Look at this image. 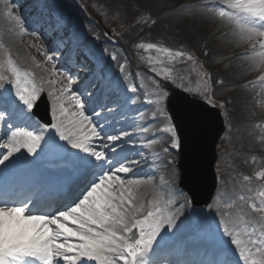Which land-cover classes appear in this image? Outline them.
Here are the masks:
<instances>
[{
    "label": "bare ground",
    "instance_id": "1",
    "mask_svg": "<svg viewBox=\"0 0 264 264\" xmlns=\"http://www.w3.org/2000/svg\"><path fill=\"white\" fill-rule=\"evenodd\" d=\"M63 1L58 3L64 5ZM122 1L129 4L135 13L146 16L148 21L152 22L149 33L155 42L173 45L171 47L173 49L180 47L194 61L198 59L209 72L217 91L225 90L227 86H236L233 90H225L223 96L224 102H229L227 111L229 116L227 120L224 119L227 126L225 132L234 138L232 144L234 148L243 151L242 155L238 156L239 164L235 168L240 173L244 172L250 160H255L264 167V159L261 157L264 154V80L260 79L264 76V66L257 69L255 60L249 58L259 50L260 38L257 36L255 42L242 41L232 22L215 15L217 10L233 12L232 9L226 8L224 0ZM15 5H11L8 0L0 3V77L4 78L0 82V108L6 112L0 120V146H3L4 150L0 159L8 154L10 146L19 147L20 150L0 164V170L31 167L36 170V162L43 159L46 164L39 170L51 174L67 170L68 167V171H71L72 162L79 160L88 162L93 166L94 173L91 171L90 174L88 167H86L88 169L81 167L78 170V176L84 178L88 176L87 184L73 200L60 208L62 211L73 204L85 188L101 175L111 173L117 179L125 181H145L146 183L131 188L136 197L133 204L141 208V213L136 219L147 221L144 225L145 230H151L159 224V235L153 242L151 250L145 255L144 264L147 260L151 262L152 249L156 252L169 246L183 249L175 253L170 264H176L175 262L186 264L187 259L181 257L180 252L192 250L201 253L207 251L213 256L218 251H223L227 254L226 261L232 264H245L225 232L227 229L233 235L239 233L237 239L247 241L246 248H259V242L264 238V224L260 216L247 206L251 202L247 199L246 188H241L230 181V184L227 181L221 183L219 181L210 211L201 215L200 219L190 214L188 200H181L183 194L177 186L176 161L169 150L171 144L162 130L164 123L157 99L159 92L144 77V71L133 57L126 38L121 37L112 44L114 46L106 45L107 50H113L116 54L114 65L125 66L124 71H118L114 76V83L119 88V91H113L112 95L117 100V103H114L108 96V88L98 89L94 86L87 88L83 85L85 78L79 74L82 70L73 68L77 65L94 68L92 61L82 54L94 48L103 51L105 48L100 46V43L105 41L101 35H96L93 28L81 23L82 29L76 30V36L85 37L87 44L73 45L66 30L58 31L53 25H42L48 18L45 13L34 15L32 23L22 25L24 13ZM6 11L10 12V16L4 15ZM87 15L100 20L91 12ZM87 15L82 17L86 19ZM12 17L15 20L11 19ZM260 23L256 22L258 27ZM21 30L27 34L21 35ZM48 50L56 51L54 54L61 52L56 64L52 60L49 62V57L54 59L57 56L49 55ZM9 61L20 73L17 88L12 86L14 78L8 70ZM53 72L56 73L55 76L52 75ZM27 73L31 75L27 76ZM165 85L169 88L172 86L170 83ZM130 88L133 91H129ZM18 89H24L26 97L33 90L36 91L32 108L40 96L45 98L49 105L48 127L39 123L27 106L16 98ZM94 96L95 99L92 101ZM130 96L137 99L113 115H109L111 109L105 108L101 103V100H105L107 105H123ZM72 97L79 99V104L83 105L82 109L73 102ZM86 103H89L88 105L91 103V106ZM254 103H260V107L255 108ZM84 105L89 107L88 110ZM1 109L0 112H3ZM81 112L89 123L80 119ZM120 116H123V119L119 120ZM94 117H99L97 122L93 121ZM4 124L14 126V131L9 133ZM102 126H105V129L100 131ZM90 127L96 129L102 138L89 139ZM57 128L65 136L64 140L57 135ZM123 131L125 133H122ZM16 133L27 135L16 136ZM126 134L129 135L127 142L138 144L124 152L121 151L123 148L121 143H124L122 141L117 144L120 147L109 148L116 143L115 138L121 140V136ZM29 135L41 138L32 156H28L25 150L31 143L27 138ZM77 139L86 144L88 150L104 153L106 160L97 162L86 153L68 146L69 140ZM224 140L222 138L218 146L224 144ZM116 157H119L114 161L116 163L110 164ZM120 168L126 169L127 174L119 172ZM224 177L227 178L226 175ZM14 179L20 181V176L14 175L12 180ZM76 181L77 178L73 180L72 185ZM259 184L264 188V177ZM113 185L110 189L111 194L119 196L120 186L115 185V181ZM123 187L130 186L125 184ZM229 205L232 207L229 208ZM149 212L153 213L150 219ZM58 214L50 212L44 216L53 217ZM211 223L219 226V230L218 234H215L217 242L209 244L207 238H201L200 234ZM252 239L257 241L256 245L250 243ZM71 255L72 259H75L73 252L66 253L65 258ZM250 255V252H245L246 257ZM54 264H72V261L65 259L54 261ZM78 264L95 262L80 259ZM114 264H123V260L117 257Z\"/></svg>",
    "mask_w": 264,
    "mask_h": 264
},
{
    "label": "snow or ice",
    "instance_id": "2",
    "mask_svg": "<svg viewBox=\"0 0 264 264\" xmlns=\"http://www.w3.org/2000/svg\"><path fill=\"white\" fill-rule=\"evenodd\" d=\"M0 3H3V0H0ZM224 3L226 8L232 9L233 12L217 10L215 15L232 22L242 41L255 42L257 36L260 38L259 50L249 57L255 60V67L259 69L264 66V0H224ZM4 15L10 16V12L6 11ZM11 19L15 20L14 17ZM257 21L261 22L259 27L256 24ZM20 34L27 33L21 30ZM137 47L143 48L144 51L154 48L152 45L143 44ZM154 50L163 52L168 57L181 55L179 52L171 53L162 48ZM185 59H191V57L186 56ZM48 60L50 62L51 58L49 57ZM8 70L14 78L12 86L17 88L20 73L10 61ZM121 70L123 71V66ZM26 75L30 76L31 73ZM52 75L55 76L56 73L53 72ZM164 76H169V73L165 72ZM3 79L0 77V82ZM260 79L264 80V76ZM52 83L54 84L55 81ZM129 91L133 89L130 88ZM16 98L31 111L32 101L36 99V91L33 90L26 97L25 90L18 89ZM72 99L79 108H83L77 97ZM2 119L3 117L0 116V120ZM80 119L89 123L83 112L80 113ZM89 130L91 132L89 139L102 138L96 129L90 127ZM165 130L171 133V129ZM56 131L60 139L64 140L65 136L60 129L57 128ZM23 135L27 134L16 133V136ZM27 138L31 143L25 150L28 156H32L41 138L30 135ZM13 139L15 140V137ZM68 146L86 153L97 162L106 160L104 153L88 150V146L79 139L69 140ZM19 150V147H8V154L0 159V164ZM118 171L127 174L124 168ZM261 177H264V172L258 173L255 179L260 180ZM245 179L247 180V177ZM113 181L115 185L120 186L119 196L110 192L114 186ZM144 183L146 182L117 179L111 173L101 175L85 188L73 204L53 217L33 213L26 203H0V264H54V261L64 260L68 252L74 253L75 259L72 260V264H78L80 259L94 261L95 264H114L117 257L123 260V264H144L145 255L151 250L153 242L159 235V224L151 230H145L144 225L147 221L136 219V216L141 213V208L134 206L133 201L136 197L131 188ZM125 184L130 187L124 188ZM259 195L264 197V192H260ZM247 206L253 213H264V206L257 207L253 204ZM231 207L229 205V208ZM152 215L153 213L149 212L148 218L150 219ZM261 219L264 220V215ZM169 227H171L170 222ZM133 229L136 231L133 232ZM225 234L230 237L231 244L239 251L245 264H264V238L259 242V248H246L247 241L237 239L239 233L233 235L226 229ZM250 243L256 245L257 241L252 239ZM246 251L251 255L246 257Z\"/></svg>",
    "mask_w": 264,
    "mask_h": 264
},
{
    "label": "rangeland",
    "instance_id": "3",
    "mask_svg": "<svg viewBox=\"0 0 264 264\" xmlns=\"http://www.w3.org/2000/svg\"><path fill=\"white\" fill-rule=\"evenodd\" d=\"M51 1L54 8H56L58 12L65 15L69 25H71V28L73 29V32L76 33V30H81L82 26L80 24L82 23L84 26L88 25L90 28H93L96 31V35H101V37H103L105 43H100V46L105 49L103 51H99L94 48L90 49V51L92 52V54H96L98 57L103 56L104 60L108 62L111 68V72L114 75H117L118 71L122 72V66L124 71L125 66L114 65L116 54L113 50H107L106 45H112L121 37L126 38V42L130 45V51L133 57L138 61V63L140 64V68H142L144 71V77L150 84L155 86L157 92H159V97L157 96V99L161 118L163 119L164 123L162 130L164 132L165 138L171 144L169 150L173 153L174 161H176V164L178 161V159L176 158L177 140L169 117L165 111V101L172 89L186 92L193 97L212 104L213 106L215 105L221 117L223 118V122L225 123L224 119L227 120V117L229 116L227 112L229 102L225 103L223 96L226 93L225 90H233L236 88V86H227L225 87V90L222 89L220 92L219 90L217 91L211 81L209 72L198 59L196 60L197 62L192 58L185 59L186 56L190 57V55L187 54V52L183 51L182 48L176 47L177 49H173L171 48L173 45L171 46L168 44L155 42L151 38L149 33L152 22H149L146 16L143 17L135 13V10L129 4L122 0H62L64 5H60L58 3L61 0ZM15 7L17 6L15 5ZM89 12H91L93 15L96 14L100 20H96L95 18L88 16L87 13ZM83 15H87V18L84 19L82 17ZM27 20L28 18L26 16V18H24V21ZM80 39H82V42H85L87 44L85 37L81 35ZM141 44L152 45L154 46V48H150L148 51H144L143 48L137 47ZM160 48L165 49L171 53L179 52L181 53V55L179 57H168L165 56L163 52L154 50ZM52 50H48L49 55H56L57 57H59L58 55H61V52L60 54H54L56 51ZM57 57L55 59L51 58L54 64H56L59 60V58ZM113 57H115V59H113ZM165 72L169 73V76H164ZM167 83H170L173 87H166L165 84ZM115 88L116 91H119L117 84H115ZM135 99L137 98L135 97L131 101H129V104L133 103ZM101 101L102 104H105V101ZM46 104L49 114V105L47 102ZM254 104H256L255 108L260 107V103ZM87 105H84V108H87ZM107 107L108 109L112 108L113 112H118L119 109L114 105ZM118 119L121 120L123 119V117L120 116L118 117ZM93 121L97 122V118L94 117ZM39 123H41L45 127H48L50 125L49 116L46 119L39 120ZM224 126L225 129H227L226 123L224 124ZM4 127L9 133L14 131V126L12 125L5 124ZM100 129V131H103L105 129V126H102ZM165 129H171V133L169 131H166ZM227 134L225 132L222 138H224L225 140L228 139L229 141L227 142L224 140V144H221L219 147H217V160L215 163V170L217 173L218 181H220V183L222 181H227L229 184L230 182H233L241 188H246V191L248 193L247 199L249 202H251L250 204H253L257 207L264 206V197H261L259 195L260 192H264V188L259 184L262 177L260 180L255 179V176L258 173L264 172V167L260 166V164H258L255 160H250L249 162H247L248 166L245 171L241 173L238 172L235 167L239 164L238 156L242 155L243 151H239V149L234 148V146L232 145L234 142V138L230 134ZM128 136V134L121 136L122 140L115 138L116 143L110 145L109 148H113L112 146L120 147L117 144L122 141L124 143H121V147H123L121 151L124 152L125 150L128 151L129 148L138 144L136 142H127L126 140ZM173 144H175V146H173ZM261 157L264 159V154L261 155ZM118 158L119 157H116L112 162L110 161V164L116 163L114 161ZM177 172V186L183 194L181 200H188L189 198L186 191L180 186V173L178 168ZM225 175L227 176V178L224 177ZM246 177L247 180L245 179ZM93 182H91L90 184H92ZM188 201L189 202L187 204L191 210L190 214L197 219H200L201 215H204L206 212L210 211L213 204V202H209L205 206V208H193L191 206L190 200ZM257 214L260 216V218L262 215H264V213ZM262 223L264 224V220H262ZM69 227H71V225ZM218 230L219 226L211 223L210 225H207L205 227L203 232L200 234V237H206L208 243L212 244L214 242H217L215 234H218ZM72 258L73 256L71 255L65 259L73 260Z\"/></svg>",
    "mask_w": 264,
    "mask_h": 264
},
{
    "label": "water",
    "instance_id": "4",
    "mask_svg": "<svg viewBox=\"0 0 264 264\" xmlns=\"http://www.w3.org/2000/svg\"><path fill=\"white\" fill-rule=\"evenodd\" d=\"M168 112L179 138L182 181L194 204H206L215 190V146L223 132L218 111L174 90Z\"/></svg>",
    "mask_w": 264,
    "mask_h": 264
}]
</instances>
